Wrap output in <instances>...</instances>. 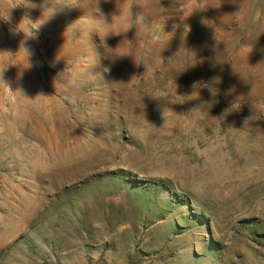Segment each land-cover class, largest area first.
<instances>
[{"label": "rangeland", "instance_id": "1", "mask_svg": "<svg viewBox=\"0 0 264 264\" xmlns=\"http://www.w3.org/2000/svg\"><path fill=\"white\" fill-rule=\"evenodd\" d=\"M0 264H264V0H0Z\"/></svg>", "mask_w": 264, "mask_h": 264}]
</instances>
